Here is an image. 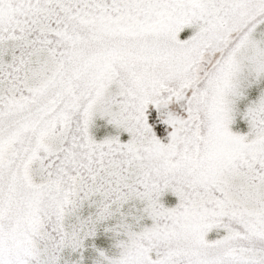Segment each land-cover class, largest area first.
Instances as JSON below:
<instances>
[{
	"label": "snow or ice",
	"instance_id": "6c2138e0",
	"mask_svg": "<svg viewBox=\"0 0 264 264\" xmlns=\"http://www.w3.org/2000/svg\"><path fill=\"white\" fill-rule=\"evenodd\" d=\"M0 264H264V0H0Z\"/></svg>",
	"mask_w": 264,
	"mask_h": 264
}]
</instances>
